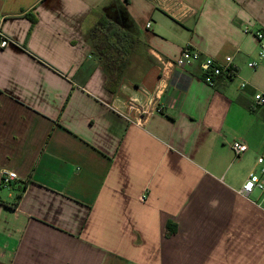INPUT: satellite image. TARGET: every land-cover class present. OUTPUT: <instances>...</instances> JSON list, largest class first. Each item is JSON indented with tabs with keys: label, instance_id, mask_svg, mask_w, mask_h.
I'll list each match as a JSON object with an SVG mask.
<instances>
[{
	"label": "crops",
	"instance_id": "0c3cea01",
	"mask_svg": "<svg viewBox=\"0 0 264 264\" xmlns=\"http://www.w3.org/2000/svg\"><path fill=\"white\" fill-rule=\"evenodd\" d=\"M103 16L140 39L115 91ZM258 31L264 0H0V264H264ZM188 45L235 76L171 67Z\"/></svg>",
	"mask_w": 264,
	"mask_h": 264
},
{
	"label": "built area",
	"instance_id": "2783aa9c",
	"mask_svg": "<svg viewBox=\"0 0 264 264\" xmlns=\"http://www.w3.org/2000/svg\"><path fill=\"white\" fill-rule=\"evenodd\" d=\"M148 27H150V24H148ZM256 39L259 43V54H258V60H254L251 63H249V66L256 70L259 65L260 61L264 59V31H258L256 32ZM16 43L6 37H4L0 33V48L6 49L9 46L15 45ZM196 62H201V70L204 77V81L212 86L215 87L217 80L219 78L225 77V78H233L235 76V72L232 68V58H227L225 62H219L213 58L204 56L199 50L194 49L191 46H186L177 60L176 63L172 64L171 67H186L190 66ZM171 67L168 63L165 64L163 68V74L165 76H168L170 73ZM246 83L242 84V87H245ZM254 102L258 106L264 105V92H258L254 96ZM158 112H161V110H158ZM140 115L141 116L139 120L132 121L129 117H126L128 121H132L136 124L143 123V117L147 115L145 110L140 109ZM232 150L234 154L237 157H241L245 153L248 152L249 147L246 143L242 141H235L232 144ZM258 165L261 167V175L252 173L246 183L243 186L242 189V195L244 197H250L251 194L255 190H260L264 192V181L262 177L264 176V156H260L258 158ZM18 180V175L15 172L12 171H4L0 175V190L2 189H9L12 187L14 181ZM144 199V198H143Z\"/></svg>",
	"mask_w": 264,
	"mask_h": 264
},
{
	"label": "trees",
	"instance_id": "16d2710c",
	"mask_svg": "<svg viewBox=\"0 0 264 264\" xmlns=\"http://www.w3.org/2000/svg\"><path fill=\"white\" fill-rule=\"evenodd\" d=\"M90 40L97 56L108 69L107 87L115 91L140 39L103 16L91 29Z\"/></svg>",
	"mask_w": 264,
	"mask_h": 264
}]
</instances>
